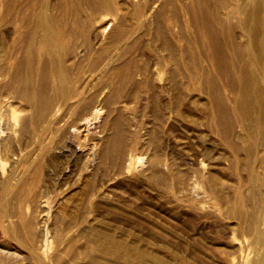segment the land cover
<instances>
[{"label":"rangeland","instance_id":"374dc122","mask_svg":"<svg viewBox=\"0 0 264 264\" xmlns=\"http://www.w3.org/2000/svg\"><path fill=\"white\" fill-rule=\"evenodd\" d=\"M52 1L59 0H40L49 5V16ZM139 1L147 4L148 13L162 2ZM176 2L184 24L186 4ZM112 7L87 35L92 51L82 45L71 56L75 77L94 72L97 52L103 64L120 54L111 37L119 17ZM1 14L0 32L10 28ZM152 26L130 56L141 66L138 80L151 69L154 89H137L127 81L108 101L113 90L103 88L105 104L89 108L62 137L52 121L65 107L56 105L36 124L34 108L21 100V90L4 85L9 78L0 70V264H87L90 254L106 264H146L153 256L170 264H264V123L257 119L259 107L252 106L253 118L242 114L236 91L208 67L207 59L202 62L209 71L198 69L201 86L187 56L189 63L176 78L181 98L175 106L173 63ZM243 32L241 27L234 31L246 44ZM9 61L0 60V69ZM239 61L246 63L245 58ZM115 126L123 154L102 158L100 151Z\"/></svg>","mask_w":264,"mask_h":264},{"label":"bare ground","instance_id":"6f19581e","mask_svg":"<svg viewBox=\"0 0 264 264\" xmlns=\"http://www.w3.org/2000/svg\"><path fill=\"white\" fill-rule=\"evenodd\" d=\"M176 1L178 0H162L160 7L154 12L151 11V15H149L147 4L145 6L139 0H59L55 4L52 1L53 6H51L54 11L52 10L53 13H51L50 10L51 15L49 16V5L40 3V0H0L2 21L6 23L5 26L10 25L9 29L6 30L5 28L0 32V43L3 44V48L0 49V60L8 59L12 61H9L8 64L4 63V66L1 65V67L3 66L0 69L2 74L9 78L8 84L4 85H7L11 90L22 91L20 93L22 94L21 100L23 98V101H26L27 107L31 105L32 110L34 108V112H32L36 124L48 117L47 115L56 105H61V108L65 107V112L61 116L57 115L59 117L52 121L54 126H59V129H57L61 131V137L65 136L70 132L72 126L84 119L89 108L105 104V100L100 99L103 88L109 87L110 90H113L108 101H112L115 97L114 94L127 81H131L137 89L143 86L154 89L151 69L148 70V73H141L142 79L138 80L136 74H138L141 66L136 57L130 56L132 50L139 44L142 33H147L154 23L156 29L155 32L153 31L154 33L152 32V35H155V38L161 41L162 47L167 51V55L173 63V72L170 71V74L173 78L171 79L173 80V90L175 92L172 103L175 106L178 105L181 98V87L176 78H180L178 74L183 71L185 64L188 62L184 61L186 60L184 57L189 58L190 63L188 62V65H190L189 67L193 72V79L197 81L201 78L200 74V78L198 76V69L207 66L203 64L202 60L207 59L209 62L208 67H214L221 76L227 79L229 86L236 91L238 110L247 117L253 118L251 108L256 104L260 110L257 119L260 123H264V0H240L239 3L230 0L231 4L227 3V0H180L185 2V13L188 15V22L184 24L181 23L184 21L181 20L180 22ZM232 3L236 4L233 6ZM113 5L116 7L119 17L116 28L111 32V37L118 42L115 46L121 48L120 54L114 55L112 58L109 57L111 60L108 62L106 59L107 61H105L108 63L103 64L102 58L100 56L96 57L100 51L97 52L93 59L95 64L89 62L94 67V72L87 78L81 73H79L81 77H77L78 75L75 77L71 56L75 53L76 48L82 45L88 51H92L87 35L96 21L109 15L108 10ZM180 6L182 7V5ZM155 7L154 4L152 9ZM236 27H241L244 31L246 44L241 43L235 35ZM136 33H138L137 36ZM79 55L76 57H81L80 61L82 62L84 58ZM204 57L205 59H203ZM240 58L246 59L244 65L239 63ZM85 59L88 60L87 57ZM77 68L83 69L82 64L77 65ZM85 70L86 68H84ZM206 70H208L207 67ZM51 71H54L53 74L56 76L53 75L55 78L52 81L50 80L52 77H49ZM105 76L108 78L107 81L104 78ZM185 76L188 77V75ZM212 79L211 77V81ZM215 79L218 83L216 77ZM204 80L208 83V86L213 85L210 80ZM201 83L203 82L201 81ZM207 83L205 84L207 85ZM217 93L219 94V92ZM225 93L228 94V91H225ZM156 99L157 96L154 94L155 102ZM228 103L226 102V104ZM13 118L17 119V115L13 114ZM25 123H27V120H25ZM28 124H25V126ZM225 124L227 125V122ZM253 125L255 126L254 123ZM261 125L263 126V124ZM58 130L55 131L54 129L53 131L58 133ZM47 132L51 133V130ZM262 132L264 131L262 130ZM227 143L229 142L227 141ZM234 143L238 142L235 141ZM122 147L121 132L115 126L114 131L107 136L106 144L101 149L100 154H102V158L112 154H123L124 149ZM234 148L237 149L238 146ZM257 216L259 217L258 214ZM100 231H96L98 235L101 234ZM148 258L150 259V257ZM152 258L151 263L146 264H170L158 256ZM88 259L87 264H106V261L103 262L95 255H88ZM140 264L145 263L140 262Z\"/></svg>","mask_w":264,"mask_h":264}]
</instances>
